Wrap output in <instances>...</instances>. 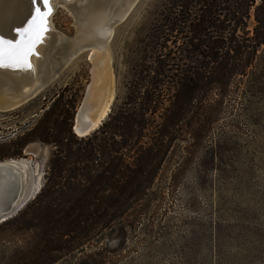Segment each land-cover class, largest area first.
Here are the masks:
<instances>
[{"label": "rangeland", "instance_id": "obj_1", "mask_svg": "<svg viewBox=\"0 0 264 264\" xmlns=\"http://www.w3.org/2000/svg\"><path fill=\"white\" fill-rule=\"evenodd\" d=\"M177 1L137 0L129 16L113 25L108 43L115 84L111 107L123 101L134 61ZM253 23L252 16L250 30ZM52 26L68 39L77 35L75 18L63 6L55 9ZM88 48L63 64L30 101L0 111V143L14 144L12 149L21 152L5 160H13L21 170L24 190L29 177L21 159L30 161L37 185L33 198L44 185L55 149L38 140L34 131L48 113L59 109L74 123L93 84ZM228 90L210 132L194 138L184 134L172 145L140 204L53 264H264V45L246 75L237 77ZM19 238L0 229V264L11 258Z\"/></svg>", "mask_w": 264, "mask_h": 264}, {"label": "trees", "instance_id": "obj_2", "mask_svg": "<svg viewBox=\"0 0 264 264\" xmlns=\"http://www.w3.org/2000/svg\"><path fill=\"white\" fill-rule=\"evenodd\" d=\"M177 2L134 61L123 101L95 131L77 136L64 109L36 127L55 149L37 195L0 223L22 238L6 264H53L86 246L147 197L176 141L210 132L264 45V0ZM12 146L0 143V161L20 155Z\"/></svg>", "mask_w": 264, "mask_h": 264}, {"label": "bare ground", "instance_id": "obj_3", "mask_svg": "<svg viewBox=\"0 0 264 264\" xmlns=\"http://www.w3.org/2000/svg\"><path fill=\"white\" fill-rule=\"evenodd\" d=\"M136 1L49 0L54 11L60 6L69 10L75 18L77 35L73 39H68L53 30V33H49V37L38 46V55L31 56L33 68L26 70L25 75L0 71V102L4 104V108L0 110L8 111L14 108H11L12 103L15 104L17 97L22 94L37 93L56 70L82 49L90 47L88 49L91 50L90 59L93 62V84L88 88L85 107L79 111L75 131L81 134L85 129L84 124L87 126L90 124L91 128L100 125L107 117L114 98V75L108 49V43L113 36V25L132 10ZM22 13L21 6L9 8L10 23L0 31L14 38L13 28L25 20ZM30 147L26 149L28 152L31 150ZM21 161L27 168L29 177V186L23 192L32 198L33 192L37 190L35 171L30 161L24 159ZM6 165L0 168V211L15 200L17 196L15 193L24 188L22 172L15 162L8 160Z\"/></svg>", "mask_w": 264, "mask_h": 264}, {"label": "water", "instance_id": "obj_4", "mask_svg": "<svg viewBox=\"0 0 264 264\" xmlns=\"http://www.w3.org/2000/svg\"><path fill=\"white\" fill-rule=\"evenodd\" d=\"M20 6H21V9L23 10L22 15L25 16L24 17L25 20H24V22L19 23L18 26H15L13 28L14 38H11L10 36L6 35L5 33H2L1 31H0V37H2L5 41H9V42H12L14 44H19L21 46V48H24L25 45L29 42V37H28V34L24 33L23 29L28 26V22L31 20L33 13H32V5L30 4L29 0H21V5ZM37 6L41 8L42 14L49 12V8H45V6L43 5L42 2H39ZM49 6H50V10L51 11H50V14L46 16L45 22L43 24V31H42V33L40 35V38H39V40L37 42H35L32 45V51L27 57L29 63L31 64V68L29 69L27 67H22V68L0 67V71L7 72V73H12V74H17V75L22 76V75L26 74L25 73L26 70H31L33 68V65H32V63L30 61L31 56H37L38 55V53H37L38 46L41 45L49 37V33H51V32L53 33V29L54 28L52 26V15L54 14V9H53V7L50 4H49ZM131 11L123 19H118L115 22H117V24L123 22L129 16ZM17 28L20 29L19 32L17 31ZM58 70H56L51 75V77L49 78V81L46 82V84H44L37 93H35V92L28 93L27 92L25 94H22V95L18 96L17 97V101L15 103L16 105L13 102L12 105H11V108L12 107H14V108H12L11 110L16 109V108L24 105L25 103L30 101L32 98H34L36 95H38L39 92H41L50 82H52L56 78V76L58 75ZM87 92H88V89H87ZM87 92H86V95H85L82 103L80 104L78 110L75 113L74 123L72 125V128H73L75 134L77 136H80V137L89 135L90 133H92L93 131H95L99 127V125H97L96 127L91 128L90 124L88 126H87V124H84L85 129L82 131L81 134H78L75 131V126L78 124L79 111L83 108V106L85 107V105L87 103V100H86ZM0 108H4V104L1 103V102H0ZM110 110H111V108H110ZM110 110H109V112H110ZM104 120L105 119H103L100 122V125L102 124V122ZM7 161L8 160L0 161V168L2 166H7L6 165ZM6 168H8V167H6ZM23 190L24 189L21 188L18 193H15V195H17L15 200L11 204L9 203L7 206H5V207H3L1 209V211H0V223H2L4 221L12 218L13 216H15L18 212H20L23 209V207L29 202V200L33 198V197L32 198L27 197L24 194Z\"/></svg>", "mask_w": 264, "mask_h": 264}, {"label": "snow or ice", "instance_id": "obj_5", "mask_svg": "<svg viewBox=\"0 0 264 264\" xmlns=\"http://www.w3.org/2000/svg\"><path fill=\"white\" fill-rule=\"evenodd\" d=\"M32 5V18L28 22V26L23 29L24 33L28 34L29 42L24 48H21L19 44H14L9 41H5L0 37V67L10 68H31L27 57L32 51V45L37 42L43 31V24L46 16L50 14L49 0H29ZM42 2L45 8H49L48 13L41 12V8L38 7V3ZM21 5V0H0V29H3L10 23V17L8 15L9 8H16ZM19 32L20 29L17 28Z\"/></svg>", "mask_w": 264, "mask_h": 264}]
</instances>
